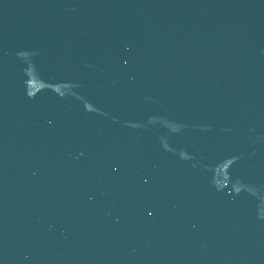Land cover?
<instances>
[{
	"label": "water",
	"instance_id": "obj_1",
	"mask_svg": "<svg viewBox=\"0 0 264 264\" xmlns=\"http://www.w3.org/2000/svg\"><path fill=\"white\" fill-rule=\"evenodd\" d=\"M0 264H264V0H0Z\"/></svg>",
	"mask_w": 264,
	"mask_h": 264
}]
</instances>
